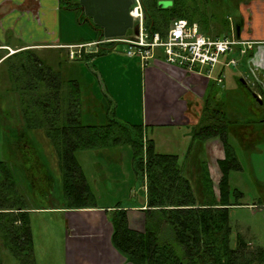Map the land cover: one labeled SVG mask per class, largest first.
I'll list each match as a JSON object with an SVG mask.
<instances>
[{"label":"trees","instance_id":"obj_1","mask_svg":"<svg viewBox=\"0 0 264 264\" xmlns=\"http://www.w3.org/2000/svg\"><path fill=\"white\" fill-rule=\"evenodd\" d=\"M160 1L141 0L145 27L151 33L166 36L173 21L181 18L197 22L201 31L212 37H220L222 33L231 36L233 31L237 35V26H242L239 17L235 18L233 27L229 20L237 0H167L171 4L165 7H160ZM67 3L79 9L75 0ZM247 53L251 56V52ZM11 57L17 58L10 66L13 79L25 96L19 109L23 113V126L45 129L55 143L66 208L92 206L86 177L75 156L77 150L109 143H134L147 198L144 229L131 226L125 208L115 209L112 215V243L127 261L132 264H264L263 246L251 245L239 234L236 248L230 244L229 208L233 204L227 200V175L230 168L238 166V159L228 138L231 131L241 137V125L227 118L223 101H218L211 89L205 96L200 121L186 152L187 160L183 162L177 154L157 152L153 139L144 140L142 124L134 125L139 134L136 138L131 128L112 114L104 124H84L76 80L65 81L61 72L45 63L36 50L15 51L5 61ZM213 137L221 138L225 154L218 160L222 174L219 197L213 192L214 181L205 160L197 157L204 152L206 140ZM0 167L3 173L0 175V234L22 264H35L28 202L17 191L9 168L2 170L1 162Z\"/></svg>","mask_w":264,"mask_h":264},{"label":"rangeland","instance_id":"obj_2","mask_svg":"<svg viewBox=\"0 0 264 264\" xmlns=\"http://www.w3.org/2000/svg\"><path fill=\"white\" fill-rule=\"evenodd\" d=\"M77 1L75 0L76 3ZM141 6L145 22L142 3ZM209 6L210 4L207 5ZM214 9L218 8L214 7ZM209 11L214 12L210 9ZM78 12L77 16L76 12H73L72 16H75L72 19L81 18L84 21L90 18L81 10ZM231 13L235 12L231 11ZM138 21L137 18L135 25H138ZM95 28L92 20L86 21L84 27L76 24L72 29V37L89 36L92 33L91 30ZM98 31L95 30V33ZM223 34L220 37H224L225 34ZM232 34L233 37H238L236 32L233 31ZM118 45L124 44L119 42ZM126 51L125 53L120 52L122 54L116 51L115 60L106 67L103 65H106L109 59L100 60L101 57L107 56L102 53L103 51L91 53L87 60L94 58L95 61L88 63L83 60L72 61L80 57L75 54V58L71 60L68 58L67 50L64 49L40 50L36 53L45 63L60 71L65 81L76 80L78 82L76 83L79 88L84 124H104L108 120V115L112 114L107 100L108 89L94 72L97 66H101L105 78L110 79L108 86L111 92L115 93V118L129 126L133 137L136 138L139 134L134 125L142 124L143 116V69L128 63L129 57ZM4 56H8L7 51L0 49V58ZM16 59L11 57L0 64V162L3 166L2 170L5 167L11 168L12 180L19 186L20 195H23L25 202H28L34 239L35 264H68V246L72 228L69 225V214L62 212L63 210H57L66 201L59 153L45 129L23 126V113L19 109L21 99L25 96L21 93V89H18L19 85L15 83L10 68ZM238 59V65L226 67L223 84H218L215 79L214 82L217 88L222 86L225 88L224 100L226 101L222 107L227 118L245 124L264 115V99L261 104L253 97L252 91L257 92L258 88L256 84H252L253 81L248 76L245 77L248 85L239 87L238 81L245 74L248 62L247 59H241L239 55ZM218 73L219 66L214 68L213 77H216ZM142 134L144 140L145 138L153 139L155 145L153 129L144 128ZM217 138L216 148L223 150L222 140L220 137ZM213 139L206 140L204 152L197 157L205 160V166L209 169V175L214 181L213 192L219 197L218 183L222 174L217 162V154L220 151L215 153L210 151L209 146L213 145L210 141L213 142ZM228 139L238 159V166L230 168L227 175L229 187V191H226L227 200L233 204L229 208L232 225L230 244L232 248H236L239 234L251 245L264 247V136L259 137L248 133L240 137L231 131ZM75 156L90 189V205L122 209L144 203L145 182L140 173L134 143H109L104 146L79 149L75 152ZM185 174L188 176V170ZM192 174L193 170L190 175ZM146 216L144 213L142 219L139 214L134 217L133 223L137 228L141 230L144 228L143 218L146 219ZM73 259H78L82 264V257L75 256ZM0 264H22V261L6 245L1 234Z\"/></svg>","mask_w":264,"mask_h":264},{"label":"crops","instance_id":"obj_3","mask_svg":"<svg viewBox=\"0 0 264 264\" xmlns=\"http://www.w3.org/2000/svg\"><path fill=\"white\" fill-rule=\"evenodd\" d=\"M67 2L68 0H0V49H5L9 54L27 49L36 51L64 49L69 55L77 48L71 46L83 44L85 46L82 48L81 58L76 60L68 58L72 61L83 60L88 63L95 61L94 58L87 60L89 54L103 51L102 53L107 56L101 57L100 60L109 59L108 63L103 65L105 67L115 60L116 51L125 53L127 44L123 42L124 45L119 46V42L116 41L137 34L138 25H135L137 18L131 14L137 0H78L79 9L74 8L72 4L71 7L68 6L70 3ZM79 10L89 15L91 19L87 18L84 21L81 18L76 19L77 21L72 19L75 16H72L73 12H76L77 16ZM233 11L235 13L229 16L231 26H235L236 17L240 18L242 24L237 26L238 39L251 43V48L247 50L251 52V56H248L247 52L241 53L239 49L229 56L236 58L238 64V55L248 62L246 72L238 81V85L245 87L248 83L245 77L248 76L253 81L252 84L257 85V93L264 98V0H237V6ZM91 20L96 28L91 30L89 36L72 37V29L76 24L84 27L86 21ZM95 30H99L98 33H95ZM159 54V58L153 60L146 68L141 66L137 58L128 56V63L143 69L144 106L141 119L143 130L144 128L154 130L157 152L177 154L181 160L184 159L183 162H186V152L200 121L207 92L211 89L216 94V99L225 103L226 91L224 87L217 88L214 85L213 75H209L205 69L188 71L167 62L164 55L160 52ZM225 58L228 60L227 57ZM225 58L223 61H226ZM218 66L220 73L222 70L225 72L226 67L233 65L227 66L221 63ZM94 72L108 89L107 100L112 109L110 112L115 116V93L111 92L108 86L110 79L105 78L101 66H97ZM240 125L241 137L248 133L264 136V115L258 116L250 123H240ZM213 138L214 141H210L213 145L209 148L213 153L220 151L217 154L218 162L225 157L224 147L223 150L216 148L218 138ZM7 168L13 175L11 168ZM1 174L3 173L0 171ZM16 187L21 194L19 186ZM144 198V203L125 208L131 226L136 229L139 228L133 223L134 217L139 214L142 219L144 209L147 207L146 193ZM115 209L111 206L71 209L66 208L65 202L64 205H60L57 210L69 214V225L72 228L68 246L70 262L68 264H81L78 259H73L75 256L82 257V264H132L112 243V215ZM143 219L145 226V218Z\"/></svg>","mask_w":264,"mask_h":264},{"label":"built area","instance_id":"obj_4","mask_svg":"<svg viewBox=\"0 0 264 264\" xmlns=\"http://www.w3.org/2000/svg\"><path fill=\"white\" fill-rule=\"evenodd\" d=\"M131 14L139 20L138 34L121 41L127 44V56L137 58L143 68L148 67L153 60L159 58L160 52L171 64L183 67L188 71H203L205 69L209 75H212L214 68L221 63L227 66L238 64L236 58L229 57L236 49L245 54L248 48H251L249 41L233 36L212 37L203 33L197 23H190L187 19L182 18L173 21L166 36H162L159 32L151 33L145 27L139 0L131 10ZM84 46L83 44L71 46V48L77 47V49L69 53L70 58H75V54L81 57ZM225 57L228 60L223 61ZM224 78V70L213 77L220 85L223 84Z\"/></svg>","mask_w":264,"mask_h":264},{"label":"water","instance_id":"obj_5","mask_svg":"<svg viewBox=\"0 0 264 264\" xmlns=\"http://www.w3.org/2000/svg\"><path fill=\"white\" fill-rule=\"evenodd\" d=\"M169 4H171V1L162 0V1L159 2L160 7H165V6H168ZM136 33L138 34V26H137V29H136ZM0 61H1V58H0ZM243 82H245L244 79H243ZM252 95L258 102H260L261 104L263 103V99L261 98V96L257 92H253L252 91Z\"/></svg>","mask_w":264,"mask_h":264},{"label":"flooded vegetation","instance_id":"obj_6","mask_svg":"<svg viewBox=\"0 0 264 264\" xmlns=\"http://www.w3.org/2000/svg\"><path fill=\"white\" fill-rule=\"evenodd\" d=\"M7 54H8V56H9V55H10V54H12V53H10V54H9V53H7ZM5 55H6V54H5ZM8 56H4V57H2V58H1V61H0V64H1L2 62H4V61H5V59H6Z\"/></svg>","mask_w":264,"mask_h":264}]
</instances>
